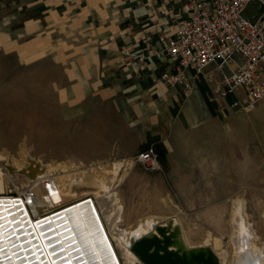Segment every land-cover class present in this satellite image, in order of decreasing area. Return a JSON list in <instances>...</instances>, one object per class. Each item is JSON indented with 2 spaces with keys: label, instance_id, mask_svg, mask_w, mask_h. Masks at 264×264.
<instances>
[{
  "label": "rangeland",
  "instance_id": "rangeland-1",
  "mask_svg": "<svg viewBox=\"0 0 264 264\" xmlns=\"http://www.w3.org/2000/svg\"><path fill=\"white\" fill-rule=\"evenodd\" d=\"M62 4L0 0L2 172L5 164L28 166L26 156L54 167L62 164L70 174H92L93 169L100 174L106 167L107 182L123 204L118 232L155 217L160 221L156 227L171 234L170 244L179 255L206 254L211 247L187 248L177 219L193 245L202 244L209 234L229 251L230 208L233 200L242 198L260 235L258 244L264 243V97L249 111L215 109L213 90L209 100L182 98L165 137L171 146L165 167H143L134 157L141 153L140 145L156 136L157 125L140 99L99 94L75 103L63 91L71 82L65 71L89 65L84 56L102 30L98 21L89 20L90 14L79 17L70 9L63 11ZM84 88L82 80L73 87L78 98ZM158 111L165 122L153 118L165 135L172 117L166 108ZM58 173L63 174L58 169L52 176ZM12 175L8 186L29 189L26 175ZM2 186L0 180V191ZM90 187L73 186L78 194L94 190ZM154 235L151 230L145 238Z\"/></svg>",
  "mask_w": 264,
  "mask_h": 264
},
{
  "label": "bare ground",
  "instance_id": "bare-ground-1",
  "mask_svg": "<svg viewBox=\"0 0 264 264\" xmlns=\"http://www.w3.org/2000/svg\"><path fill=\"white\" fill-rule=\"evenodd\" d=\"M171 113L173 115L172 110ZM0 157L6 161L4 156ZM25 159L28 166L36 164L39 170L34 179L28 178L30 187L25 192L16 186H8L13 176L8 168L19 170L27 166H21V163L5 164L6 173L0 169V180L3 182V190L0 191V264H51L47 254H43L44 250L40 248L38 232L48 227L54 228L48 235L56 234V237L47 240L46 244H56L59 240L50 249L52 252L59 250L53 258L56 264H142L141 260L147 264H264V243L258 244L260 235L250 222L242 198L233 200L230 208L227 223L230 229L229 251L221 248L218 237L212 238L209 234L205 235L202 244L193 245L177 219L181 238L187 248L211 247L206 254L201 251L198 254L179 255L170 244L171 234L156 227L160 221L155 217L147 216L130 230L118 232L123 218V204L113 190L115 186L112 188L107 182L105 175L108 170H104L106 167L101 168L103 171L100 174L95 173L94 169L92 174L86 171L70 174L62 164L54 167L28 156ZM58 169L63 174L52 176ZM74 185L92 186L94 190L78 194ZM84 200L87 201L73 207L67 214L63 213L65 217L57 222L53 221L54 217L49 216ZM41 217H48L50 223L37 229L40 223L35 221ZM262 218L264 225L263 211ZM62 221H67V224L55 229L57 223ZM66 227L70 228L63 230ZM59 230L64 233L59 234ZM151 230L155 235L145 238ZM103 231L108 241L104 240ZM68 236L72 237L67 238Z\"/></svg>",
  "mask_w": 264,
  "mask_h": 264
},
{
  "label": "crops",
  "instance_id": "crops-1",
  "mask_svg": "<svg viewBox=\"0 0 264 264\" xmlns=\"http://www.w3.org/2000/svg\"><path fill=\"white\" fill-rule=\"evenodd\" d=\"M91 1L63 0L62 4L63 11L70 9L79 17L82 13L90 14L89 20L98 21L102 30L98 32L96 42L84 56V62L89 64L88 67L77 72L68 67L66 70L68 72L65 71L64 75L71 81L63 90L68 96V101L76 103L89 95L99 94L107 99L119 98L121 95H128L134 101L140 99L139 105L144 106L142 109L145 112H151L152 120L156 122L155 137L160 138L165 150L171 151L170 143L165 137L168 136L171 129L173 116L177 112L178 106L182 104V98L194 96L196 100H209L212 90L214 91L220 78L217 75L209 76L212 66H208L197 79L193 92L186 95L179 85L168 87L161 78L164 72L175 74L174 61L170 59L158 60L148 56L145 62L139 63L136 55L146 54L145 50L148 45L158 49L165 47L167 38L186 18L185 5L189 0ZM246 8V11L250 10L248 16L245 11L247 17H252L257 9L255 3L249 4ZM104 21L106 22L103 24ZM161 36L163 41L159 42ZM69 73L75 77L71 78ZM80 80L85 83L86 92L81 98H78L73 87ZM213 102H215V109L230 110L229 103L225 98L214 97ZM158 108L161 111L166 108L169 116L172 117L169 125L165 123L169 126L165 135L160 134L157 120L153 118L155 116L165 122Z\"/></svg>",
  "mask_w": 264,
  "mask_h": 264
},
{
  "label": "built area",
  "instance_id": "built-area-1",
  "mask_svg": "<svg viewBox=\"0 0 264 264\" xmlns=\"http://www.w3.org/2000/svg\"><path fill=\"white\" fill-rule=\"evenodd\" d=\"M251 3L257 9L247 17ZM185 10L186 18L165 47L148 45L146 54L136 55L137 61L143 63L148 56L174 61L175 74L164 72L161 78L168 87L179 85L186 95L193 92L202 71L212 66L209 76L220 78L216 98L227 99L232 111L255 108L264 97V0H189ZM134 161L159 168L150 149L137 154Z\"/></svg>",
  "mask_w": 264,
  "mask_h": 264
},
{
  "label": "water",
  "instance_id": "water-1",
  "mask_svg": "<svg viewBox=\"0 0 264 264\" xmlns=\"http://www.w3.org/2000/svg\"><path fill=\"white\" fill-rule=\"evenodd\" d=\"M8 171L10 172V174L12 175V174H19V175H26L29 179H34L35 177H36V175H37V173H38V166L36 165V164H33V165H29V166H27L26 168H24V169H19V170H16V169H12V168H8ZM87 200H84V201H80V202H78V203H76V204H72L71 206H68V207H65V208H63V209H60V210H57L56 212H54V213H52V214H50L49 216L50 217H54V219H53V221L54 222H57V220H60V219H63L65 216H64V214L63 213H68V211H70L73 207H75V206H78L79 204H81V203H83V202H86ZM93 211V214H94V210H92ZM66 213V214H67ZM63 214V215H62ZM48 219V217H41V219H39L38 221H35V222H39L40 224H38L37 225V229H39V228H41V227H43V226H45V225H47V224H49L50 223V221L49 220H47ZM42 221V222H41ZM37 224V223H36ZM67 224V221H62V222H59V223H57V225H56V227H55V229H57L58 227H61V226H63V225H66ZM44 228H46V227H44ZM70 227H66L65 229H63V230H68ZM100 229H102L101 227H100ZM54 230V228L53 227H48V228H46V229H44V230H41V231H39L38 230V232H39V238H40V241H41V250L43 251V254H47V257H48V260L50 261V263L51 264H56L55 262H54V260H53V258H54V256L59 252V250L57 249V251H55V252H52L50 249L51 248H53L55 245H57L58 243H59V240H57V242H56V244L55 243H53V244H46V241L47 240H49V239H51V238H55L56 237V234H54V235H51V236H49L48 234H49V231H53ZM63 230H59V234H62V233H64V231ZM66 232V231H65ZM104 232V231H103ZM102 232V233H103ZM106 235H105V232H104V240L105 241H108V239L105 237ZM72 236H68L67 238H71ZM67 238H65V239H67ZM64 239V240H65ZM50 242V241H49ZM40 243V242H39ZM73 244H74V242H73ZM73 244H70V246L71 245H73ZM116 255H117V253H115ZM117 257H118V255H117ZM118 259H119V257H118ZM141 260V259H140ZM119 261H120V259H119ZM122 262V261H121ZM141 262H142V264H147V263H145L143 260H141ZM68 264V263H67Z\"/></svg>",
  "mask_w": 264,
  "mask_h": 264
},
{
  "label": "trees",
  "instance_id": "trees-1",
  "mask_svg": "<svg viewBox=\"0 0 264 264\" xmlns=\"http://www.w3.org/2000/svg\"><path fill=\"white\" fill-rule=\"evenodd\" d=\"M148 149L154 152L158 165L164 168L166 164L167 150H165L162 145L160 138H150L148 141L139 146V150L141 152H146Z\"/></svg>",
  "mask_w": 264,
  "mask_h": 264
}]
</instances>
